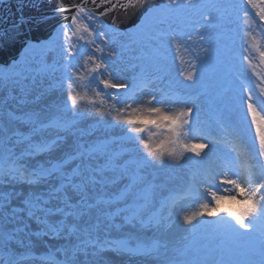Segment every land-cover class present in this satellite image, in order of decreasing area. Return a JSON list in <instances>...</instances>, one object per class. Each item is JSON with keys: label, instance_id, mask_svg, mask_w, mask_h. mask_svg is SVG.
Returning <instances> with one entry per match:
<instances>
[{"label": "snow or ice", "instance_id": "obj_1", "mask_svg": "<svg viewBox=\"0 0 264 264\" xmlns=\"http://www.w3.org/2000/svg\"><path fill=\"white\" fill-rule=\"evenodd\" d=\"M147 2L60 3L53 10V16L61 18L54 35L25 42L26 52L40 53L38 66L25 58L0 70V264H112L114 257L160 260L168 250L160 234L173 216L189 226L184 239L192 237L180 255L187 257L189 248L193 255L168 258L166 264H264V71H257L250 53L243 56L233 77L229 121H216L226 137L211 138L200 120L196 96L165 92L158 97L146 91L150 82L143 69L129 84L114 66L118 53L111 45L126 34L119 30V14L142 11ZM23 6L18 9L21 14ZM182 7L195 5L192 0H167L147 7L136 31L129 30L133 42L150 44L159 34L167 36L169 47L179 48L183 41L188 51L191 34L170 25L167 31L159 27ZM231 7L238 20L242 14L244 35L252 41L244 51L253 49L264 65V41L247 30L264 32V0H238ZM17 20L20 23L0 30V41L18 34L24 21ZM201 20L210 22L212 16L201 14ZM206 27L201 24V29ZM197 35L201 44L208 39V46L191 61L192 71L183 74L193 84L213 44ZM50 53L55 54L51 64L46 60ZM156 70L166 69L158 63ZM57 71V82L40 90L44 79L55 78ZM54 89L66 97L42 104ZM89 89L91 96L86 95ZM88 119L119 134L90 141L86 137L92 133L80 127ZM21 126H27V133L19 130ZM194 139L208 143L193 144ZM218 143L226 145L225 154L216 151ZM188 152L209 159L191 172L182 192L169 193L157 208L155 190L162 187L156 183L157 173L182 167L191 159ZM40 154L49 159L28 163ZM125 156L128 159L118 163ZM124 181L118 191H109ZM237 197L242 203L238 211L216 220L203 218L216 213L222 200ZM182 201L194 210L177 207Z\"/></svg>", "mask_w": 264, "mask_h": 264}, {"label": "rangeland", "instance_id": "obj_2", "mask_svg": "<svg viewBox=\"0 0 264 264\" xmlns=\"http://www.w3.org/2000/svg\"><path fill=\"white\" fill-rule=\"evenodd\" d=\"M194 0H192L193 2ZM199 1V0H198ZM207 26V25H206ZM131 30L136 31V27L131 28ZM206 30H208L206 28ZM205 29H201L200 34H204ZM210 33L208 32L206 34V37H209ZM161 39V36H158V39H153L150 44L148 43H141L143 46H147L149 49V56L152 55V53L155 55H163L165 57H170L171 61H161L162 64L166 66L165 72L167 74H170L175 81L177 80L180 84L185 86L188 89H196L197 91L201 93H206V95L214 99V101L217 104H220L221 107H223V115H222V121L228 122L229 121V112L228 108L230 106V100L233 95L232 88H233V77H234V67L233 63L229 57L228 52L222 48V40H212V53L208 59V61L201 67L198 65L197 70L201 73L200 76L197 77L196 83L193 84V81H189L185 78L184 73H187L188 71H192L191 61L193 58L197 56V53L200 52V50L204 47L208 46V39L205 40L204 44H201L197 38V40L194 42L191 46L188 47V51L185 50V46L177 48L174 44L169 47V44L164 48L160 49L157 44H160L159 42L156 43L157 40ZM230 40L226 41V45H229ZM138 49H135L137 51ZM138 52V51H137ZM146 56L141 55V57H133V62H138L141 64V61L143 63ZM50 58L47 57V63L49 62ZM144 65V64H141ZM135 68V67H134ZM55 78H46L44 79L43 84L40 86V90L46 89L49 84H55L59 78V75L55 72L54 73ZM176 81V82H177ZM83 91V90H81ZM87 96H91L92 92L87 91ZM215 95V96H214ZM66 97V93H62L59 89H54L53 91L47 93L44 97V100L41 102L43 103H53V102H60ZM19 114V113H18ZM232 121H235L236 116L232 115L231 117ZM89 121H83L80 124V127H82L84 124H86ZM20 131H26L28 130L27 126H21ZM94 133L96 134H113L115 132H107L105 131V128L103 125H98V127H95L93 129ZM118 132V130H117ZM193 144L198 143H208L205 141H202L201 139H194L191 141ZM47 155H45L46 157ZM186 156L191 157V159H199L200 156H196L194 152H188L186 153ZM178 170L179 175L182 176L184 174V169L182 167L179 168H173L172 170ZM227 206V204H224ZM180 207V206H178ZM193 209L194 208H189ZM175 217V216H174ZM212 220L214 219V215L211 216ZM180 234V233H179ZM179 239L177 238L173 242H171L168 247L172 246V251L167 250L166 256H172L175 254V249L178 245ZM165 256V257H166ZM161 264H163L164 259H160Z\"/></svg>", "mask_w": 264, "mask_h": 264}, {"label": "water", "instance_id": "obj_3", "mask_svg": "<svg viewBox=\"0 0 264 264\" xmlns=\"http://www.w3.org/2000/svg\"><path fill=\"white\" fill-rule=\"evenodd\" d=\"M14 1V2H13ZM0 0V30L8 26L20 17L24 21L15 36L5 37L0 41V63L7 62L11 56H15L27 39L38 38L50 33L61 21L60 17L53 16L54 8L60 4H69L72 0ZM157 1V0H148ZM23 4L22 14L18 10ZM35 4V7L31 5ZM47 17L42 24L36 20ZM111 18V17H110ZM122 20V19H121ZM2 34V31H0Z\"/></svg>", "mask_w": 264, "mask_h": 264}, {"label": "bare ground", "instance_id": "obj_4", "mask_svg": "<svg viewBox=\"0 0 264 264\" xmlns=\"http://www.w3.org/2000/svg\"><path fill=\"white\" fill-rule=\"evenodd\" d=\"M93 135L87 136L86 138H92ZM95 137V136H94ZM89 139V140H90ZM204 151H207L205 149ZM217 151V150H216ZM219 154L223 155L222 152L217 151ZM209 159V157H207ZM207 159V161H208ZM242 203H238L234 207L241 206ZM187 211H192L191 209H188ZM185 224L182 220H177L176 217H174L171 225L167 228L161 231L160 238H162L164 241L167 242L169 245L171 242H173L182 230H185ZM151 232L148 233L150 235ZM186 257L181 256V259H185ZM112 264H158L155 260L149 259V258H133L129 260L127 257H114L112 258Z\"/></svg>", "mask_w": 264, "mask_h": 264}]
</instances>
